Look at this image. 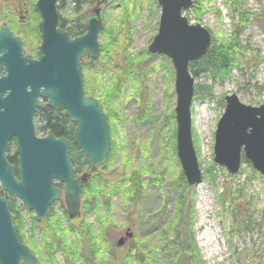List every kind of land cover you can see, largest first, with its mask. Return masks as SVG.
<instances>
[{
    "label": "rangeland",
    "instance_id": "rangeland-1",
    "mask_svg": "<svg viewBox=\"0 0 264 264\" xmlns=\"http://www.w3.org/2000/svg\"><path fill=\"white\" fill-rule=\"evenodd\" d=\"M18 1L0 0V29L7 25L21 34L23 28L24 51L32 52L38 40L34 27L41 18L34 9L36 0H21L31 9L22 27ZM193 2L196 4L184 12L190 24L205 27L219 44H231L235 35L239 49L228 79L193 74L191 128L203 171L202 182L195 186L188 185L177 152L175 69L168 57L148 49L159 30L162 10L158 0H105L99 6L104 25L99 35L101 54L91 66L85 63L83 73L86 95L97 100L109 116L111 152L107 163L84 183L76 218H69L63 184L61 199L49 211V217L63 218L68 229L70 224L80 227L99 215L104 217L95 225L102 231L104 261L95 260L82 244L77 264H264V176L244 158L237 174L214 161L215 134L225 112V97L236 94L245 105H264V0ZM126 3L132 5L131 24L123 22ZM58 7L62 18L82 15L85 25L97 3L86 2L79 13L72 0H61ZM127 53L137 57L135 64ZM107 90L113 93L110 104L103 101ZM41 120L38 115L39 136L47 132L42 130ZM7 155L18 160L14 140ZM127 158L130 161L125 163ZM85 172L90 170L79 177ZM84 188L102 192L98 212H84V205L94 208ZM179 198L185 202L181 209ZM15 201L21 207L25 242L35 251L39 264H48L42 229L49 217L38 222L21 200H10ZM128 230L133 237L119 246ZM52 254L55 264H68L62 251Z\"/></svg>",
    "mask_w": 264,
    "mask_h": 264
},
{
    "label": "water",
    "instance_id": "water-1",
    "mask_svg": "<svg viewBox=\"0 0 264 264\" xmlns=\"http://www.w3.org/2000/svg\"><path fill=\"white\" fill-rule=\"evenodd\" d=\"M59 1L37 0L35 4L41 18L37 60L25 55L22 40L8 26L0 30V187L10 199L21 200L33 211L38 222L49 217L50 207L62 197L56 182L64 184L69 218L80 214L83 183L107 163L112 146L107 116L97 100L86 95L83 73L84 59L97 60L101 54L99 35L104 25L99 6L105 0H90L97 7L86 19L85 34L76 38L59 25ZM158 3L162 10L159 30L148 49L168 57L175 69L177 152L188 185L195 186L202 182L203 171L191 128L195 78L190 65L206 56L212 36L184 15L193 0ZM39 98L48 99L50 107L64 111L76 124L73 142L87 157L90 173L75 176L70 140L36 135L34 115L42 107ZM225 101L215 134V163L237 174L244 157L264 176V105H245L236 94L227 95ZM12 139L18 144L17 176L6 155ZM132 237L128 230L118 245ZM22 263L39 264L18 236L8 202L0 196V264Z\"/></svg>",
    "mask_w": 264,
    "mask_h": 264
},
{
    "label": "trees",
    "instance_id": "trees-1",
    "mask_svg": "<svg viewBox=\"0 0 264 264\" xmlns=\"http://www.w3.org/2000/svg\"><path fill=\"white\" fill-rule=\"evenodd\" d=\"M90 0H72V2L75 4V11L76 13H79V11L81 10V6L83 4H85L86 2H88ZM196 4V3H195ZM194 4V5H195ZM59 9V7H58ZM83 16L80 15L77 18H73V19H64L62 18V16H60V27L63 28L64 30H66L67 32L70 33L71 37H78L81 36L85 31V25L83 23H81V20ZM242 23L241 26H243L244 24V20L241 19ZM32 25V24H30ZM38 24L35 25L34 28L37 29ZM111 32V31H110ZM114 39H112V37L110 38V42H112ZM237 42L238 39L235 35H233L232 37V42L231 44H219L216 41H212V45L208 51V53L206 54V56L203 57V59H201L202 61L200 62H194L193 64H191V69L192 68H197L193 74L197 75L200 73H211L214 77H217L218 79L221 80H226L228 79V75L230 73V70L232 69V67L235 64V51H239L238 47H237ZM219 44V45H218ZM87 66H91L94 62L91 58H87L85 61ZM99 80H97V82H99ZM101 85V83H100ZM209 94H211V90L208 88ZM112 91H103V101L105 104H107V102H109L110 104V100L112 98ZM100 102L102 103V101L100 100ZM149 108V107H147ZM116 116V118H119L118 115L114 114ZM108 116V115H107ZM47 117V118H46ZM56 117H59V115L57 116L56 114H54V120H56ZM63 122H60L59 124H55L52 126V128L54 129L55 133L62 135L70 140H72L73 134L75 132L76 129V125L70 123L69 119L66 117L65 114L61 115ZM49 118V114L48 115H43L42 119H48ZM109 118V116H108ZM108 121H110V119H108ZM72 135V136H71ZM71 153H75V155H72V164L74 166V171L76 176H79V174H81L83 171H89L90 170V166H89V161L86 158V156L79 150V148L77 147L76 144H74L72 142L71 144ZM9 161L14 165L15 169H16V175H17V170H18V160L15 159V157H9ZM86 173V172H85ZM62 184H57V187L59 189H62ZM85 196L86 197H90L91 202L94 204V208L93 210H89V204L84 205V212L86 214H89L91 212H96L98 211V205L102 200V192H99V190L95 193L90 192L87 189H85ZM100 193V194H99ZM0 195L7 198L8 202H9V209L10 212L12 214L13 217V225L15 227L16 232L18 233L19 237L23 240V242L25 244H27V242H25V236H24V223L22 222L21 219V207L17 205L16 201L14 203H11L8 196L0 189ZM94 195V197H93ZM103 197L105 198V193H103ZM185 202H183V199L179 198V209H181L184 206ZM192 208V207H191ZM35 225H37L36 221H34ZM85 223H83L84 225ZM193 219H192V224L191 226L193 227ZM81 227V226H80ZM61 226L59 223V218H55L54 216H50L49 219L46 221V225L43 226V232L45 234V238L43 240V246L47 251L48 256H50V254L53 251L54 246H57V244H60L62 242V238H60L57 234L61 233L60 230ZM70 228H72L73 230L79 228L75 225L70 224ZM100 233V240L102 241V231L99 232ZM62 234V233H61ZM60 234V235H61ZM51 239V240H50ZM27 246H29V248L31 249L32 252L33 251L32 247L30 245L27 244ZM96 255L98 257H100V253H101V249L97 250ZM43 263V262H42ZM44 264V263H43Z\"/></svg>",
    "mask_w": 264,
    "mask_h": 264
},
{
    "label": "bare ground",
    "instance_id": "bare-ground-1",
    "mask_svg": "<svg viewBox=\"0 0 264 264\" xmlns=\"http://www.w3.org/2000/svg\"><path fill=\"white\" fill-rule=\"evenodd\" d=\"M122 13H123L122 17L124 20L123 22H127L131 24L132 20L134 19V15L132 14V5L126 3V5L122 7ZM127 56L130 62L132 64H135L137 57L135 55H131L128 53H127ZM87 58H90V57H86L85 61ZM129 161L130 159L127 158L125 160V163ZM119 186L123 190H125L126 188L124 184H120ZM100 204L101 202L99 203V205ZM99 218L102 220L104 219V217H101V215H99V217L98 216L96 217L95 221L85 223L81 227L73 230L72 228L68 229V227L64 224L63 218L60 217L59 223L61 226L60 230L62 234L60 233L61 235L59 237L62 238V242L59 245L54 246L52 252L54 253L56 251H62L66 255L67 260L69 261L68 264H77V262L79 263V260H78L79 245L81 246L82 244H84L89 248V255L93 256L94 254L95 255L94 259L102 263L104 261L105 248L103 246L102 241L100 240L99 229L98 230L95 229L96 222L99 220ZM44 238H45V234L43 233L42 240H44ZM99 249H101L100 257H98L95 253ZM48 264H55L53 254L52 256L50 255V261L48 262Z\"/></svg>",
    "mask_w": 264,
    "mask_h": 264
},
{
    "label": "flooded vegetation",
    "instance_id": "flooded-vegetation-1",
    "mask_svg": "<svg viewBox=\"0 0 264 264\" xmlns=\"http://www.w3.org/2000/svg\"><path fill=\"white\" fill-rule=\"evenodd\" d=\"M36 2H37V0L35 1V3ZM17 4H18V11H19L20 18H23V20L20 21L21 22V26H22V22H25V21L28 22V20L26 19V17L31 13V9L30 8L28 9V5H27V2L26 1L22 2L21 0H19L17 2ZM34 9H35V4H34ZM38 16H39V14H38ZM24 18H25V20H24ZM40 21H41V19H40ZM40 21H39V23H40ZM9 29L11 30V32L13 33V35L15 37H19L22 40L23 49H25L24 48L25 47V41L22 38V36L24 35L23 28L21 29V34L19 32L16 34L14 32V29H12L11 27H9ZM25 29H27V27ZM34 31H38V35H37L38 36V40H37V42L35 44V47H34L35 50L32 51V52H27V53L25 52V55L27 57H32L33 60H37L39 58V47L41 45V32H40L39 24H38V29H35ZM28 32H29V30H28ZM33 41H36V37L33 38ZM39 102L42 104V107L39 110H37V112L35 114V118H34L35 132H36V134H37V123H36L37 116L39 115V116H42L43 117L44 114L45 115H48L49 114V118L48 119H42L41 120V122L43 124L42 130L47 131V132H45L46 134L45 135H41V136H39L37 134V136L43 138V137H47V136H51L52 135V136L56 137L57 139L63 138L64 136L55 133L54 129L52 128L53 125L59 124L60 122H63V119L61 117L62 113L60 111L56 110V109H51L48 106V100L47 99H39ZM54 114H56L57 116L59 115V117H56V120L53 119L54 118ZM14 142L16 143L15 140H14Z\"/></svg>",
    "mask_w": 264,
    "mask_h": 264
}]
</instances>
